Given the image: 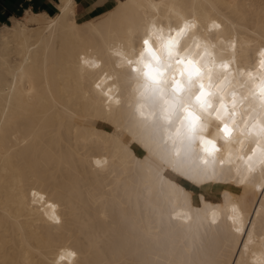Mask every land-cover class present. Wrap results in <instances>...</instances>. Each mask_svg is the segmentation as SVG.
<instances>
[{
    "label": "bare ground",
    "instance_id": "bare-ground-1",
    "mask_svg": "<svg viewBox=\"0 0 264 264\" xmlns=\"http://www.w3.org/2000/svg\"><path fill=\"white\" fill-rule=\"evenodd\" d=\"M116 2L79 22L76 0H57L54 15L26 10L0 28V264H56L65 249L73 264H264V176L238 159L255 136L220 144L211 118L205 135L222 149L214 162L197 144L177 170L162 165L129 107L135 74L113 55L122 43L139 49L153 20L167 35L188 19L217 65L257 73L264 0ZM230 79L226 97L254 89L247 76ZM109 88L120 104L109 107ZM250 112L248 101L238 106L240 127Z\"/></svg>",
    "mask_w": 264,
    "mask_h": 264
},
{
    "label": "snow or ice",
    "instance_id": "snow-or-ice-1",
    "mask_svg": "<svg viewBox=\"0 0 264 264\" xmlns=\"http://www.w3.org/2000/svg\"><path fill=\"white\" fill-rule=\"evenodd\" d=\"M211 27L219 29L221 25L213 22ZM197 31L198 25L195 21L184 19L179 26H170L168 34L165 35L164 29L157 27L153 20L147 24L139 38V49L135 47L134 41L127 46L122 43L113 49V55L118 58V66L125 68L129 74H135L133 78L137 87L133 101L129 104L134 109L135 125L156 145L161 164L177 170L185 158L195 153L197 142L205 154L200 157L203 163H210L208 157H212V162L215 161L214 154L221 149L215 139L204 134L208 130L210 119L214 118L219 121L216 135L223 134L225 143L238 141L243 145L245 139L255 136L252 140L255 147L238 159L249 173L260 165L261 175L264 176V48L258 54V72L245 73L240 68L233 69L230 60H224L217 65L209 50V43L201 42ZM125 47L129 50L125 51ZM193 47L202 48V51L193 53ZM211 47L214 48L215 45ZM231 47L235 49L234 41L231 42ZM82 62L93 68L100 67L95 60L82 58ZM217 68L224 72L219 85L215 83L220 78ZM231 76H247L244 84L251 82L254 89L249 88L248 96H241L239 99L237 93L232 91L231 100L227 101L225 89L232 83ZM96 87L99 89L100 83ZM111 92L112 89L109 88L103 93L109 107L113 101L116 104L121 103ZM245 101H248L251 112L248 113V119L243 121L244 127H240L236 120L238 106L244 105ZM237 132L244 139H238L234 135ZM231 155L229 152L230 157ZM220 163L223 164L224 161L221 160ZM242 171L238 165V175ZM49 207L54 208L55 205ZM234 223L238 221L234 219ZM235 231L242 232V225L236 227ZM247 247L245 243L244 248ZM75 256L76 253L70 249L62 250L56 264H62L66 259L69 264H73Z\"/></svg>",
    "mask_w": 264,
    "mask_h": 264
},
{
    "label": "crops",
    "instance_id": "crops-1",
    "mask_svg": "<svg viewBox=\"0 0 264 264\" xmlns=\"http://www.w3.org/2000/svg\"><path fill=\"white\" fill-rule=\"evenodd\" d=\"M116 3V0H76L77 20L85 22L97 18ZM56 4L57 0H0V28L12 23L13 18H20L26 10L54 15L57 13Z\"/></svg>",
    "mask_w": 264,
    "mask_h": 264
},
{
    "label": "rangeland",
    "instance_id": "rangeland-1",
    "mask_svg": "<svg viewBox=\"0 0 264 264\" xmlns=\"http://www.w3.org/2000/svg\"><path fill=\"white\" fill-rule=\"evenodd\" d=\"M57 12H58V10H57ZM22 16H23V15H22ZM22 16H21V17H22ZM21 17H20V18H21ZM78 21H79V20H78ZM79 22H81V21H79ZM11 24H12V23H8V25H11ZM216 196L218 197V195H216Z\"/></svg>",
    "mask_w": 264,
    "mask_h": 264
}]
</instances>
